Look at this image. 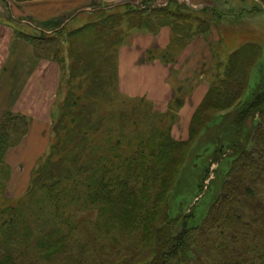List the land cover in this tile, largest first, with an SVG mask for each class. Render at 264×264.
<instances>
[{
  "label": "trees",
  "instance_id": "trees-1",
  "mask_svg": "<svg viewBox=\"0 0 264 264\" xmlns=\"http://www.w3.org/2000/svg\"><path fill=\"white\" fill-rule=\"evenodd\" d=\"M146 1L151 0H128L121 12L100 4L98 12H90L93 6L76 15L74 10L45 30L39 24L40 35L15 31L35 57L59 66L60 82L62 71L68 74L66 92L52 112L47 155L32 171L26 195L15 205L0 206V264H264V69L259 63V90L249 88L260 50L241 43L218 62L190 119L187 140L176 141L171 127L184 102L182 88L174 90L163 113L117 105L118 52L131 32L155 34L168 27L172 41L160 61L174 63L171 53L209 32L210 23L191 20L177 2L148 8ZM94 13L92 20L64 32L65 21ZM46 30L53 33L45 35ZM155 53L147 51V59L157 58ZM218 123L207 144L210 163L224 166L219 191L200 221L191 210L172 217L168 200L192 144ZM29 126L24 113L0 116V190L9 175L7 153ZM91 224L96 232L113 226L122 232L117 247L97 248L86 235L81 242L79 234Z\"/></svg>",
  "mask_w": 264,
  "mask_h": 264
},
{
  "label": "rangeland",
  "instance_id": "rangeland-1",
  "mask_svg": "<svg viewBox=\"0 0 264 264\" xmlns=\"http://www.w3.org/2000/svg\"><path fill=\"white\" fill-rule=\"evenodd\" d=\"M25 1L28 0H0V20H21L19 17H21L22 13L17 10V7L21 2ZM127 1L128 0H119L103 6L108 8L111 5L115 8L112 7L110 10L115 9L118 12H121L124 10L122 4ZM141 1L142 0H132L134 3ZM169 1L177 2L178 4L185 6L188 10H181L180 13L189 16L191 20L198 19L210 23L209 32H205L204 35L201 36L193 37L184 45V47H178L171 53L175 58V62H168L165 64L170 70L167 84L171 90L167 91L166 101L158 103L154 102V100L148 96L139 95L137 92L134 95L125 92L127 84L125 86L122 84L123 82H121L117 63L118 95L116 104H125L128 110H130L132 106H148L149 110L151 109L154 113H163L169 106L174 90L177 87H181L184 102L176 112V117L171 127V136L176 141H185L188 138L190 119L199 105L198 103L202 94H204V87L208 88V83L217 71L216 66L218 62L225 60V57H228V55L236 50L241 43H253L254 46L260 50L257 65H255L249 74V88L252 89L253 92L259 90L262 81L258 63L261 64L263 66L262 69H264V0H167L163 2L160 0H151L146 1L143 4V7L152 8L155 6H165ZM92 6L93 10H90V12H98V1L88 0L85 1L83 6L75 10V15L82 11H89ZM169 6L174 8L173 5ZM97 14L98 13H94L92 15L93 17L82 16L79 21H75L70 25L68 24V22H70L69 20L65 21L63 24L64 32L69 31L78 24L92 20ZM36 25L39 26V24ZM45 25H47L45 21L40 23L43 30L47 28ZM56 25L59 26L58 24H55V27H57ZM24 29L27 32L40 35L37 30L32 31L30 29L29 31V29ZM133 32H131L124 40L125 42L121 47L129 44L131 37L137 33ZM44 33L45 35H51L53 32L51 30H46ZM138 34L143 33L139 32ZM170 36L168 45L172 41L171 31ZM168 45L165 48L152 49L156 52L153 56L157 58L154 59L160 60V54L162 52H167ZM66 47L67 46H64V52L67 49ZM182 53L183 55L181 56ZM64 56L67 57V54L64 53ZM68 64V61H66L65 66L67 67ZM64 72L65 74L63 71L61 73V82L59 81V89L57 88L58 92L57 90L55 91V102H53L52 106V112L54 113L57 111L56 106L59 103V100L63 98L66 92L67 86L63 82L64 80H67V69L64 70ZM63 77H65V79ZM195 90L197 92L193 93ZM151 97L156 98L158 97V94L152 93ZM4 102L5 93L0 91V105ZM52 123L53 115L52 122L49 126L39 127L30 124L29 131L20 144L8 151L6 162L9 166V175L5 178L3 187L0 190V206L15 205L26 195L31 173L38 163H40V161L47 155L49 146L53 141V135L51 133ZM219 123L216 125L211 124L210 130L202 136V139L197 143L195 142L192 144L186 168L181 172L182 174L179 183L172 191L168 200L171 207L170 214L172 217H178V214L181 213L188 214L191 210L194 215H196L195 221H200L203 216V211L219 191L221 185L220 173L224 170V166L210 163L211 147L207 144L210 134L215 131V128L219 126ZM216 168L218 169L217 172H215ZM206 169L208 174L205 177ZM81 218H84L83 214H81L80 219ZM99 225L100 221H98V226ZM109 225L112 224L110 223ZM114 229L117 228L113 226L110 231H102L101 229V231L96 232L94 224H91L85 227L79 236L81 237V242L85 240L84 235L90 237L89 240L97 248L117 247L114 243L115 238L122 234V232ZM74 251L76 254L77 249H74ZM104 255L107 254L105 253ZM167 264L173 263L169 262Z\"/></svg>",
  "mask_w": 264,
  "mask_h": 264
},
{
  "label": "crops",
  "instance_id": "crops-1",
  "mask_svg": "<svg viewBox=\"0 0 264 264\" xmlns=\"http://www.w3.org/2000/svg\"><path fill=\"white\" fill-rule=\"evenodd\" d=\"M85 1L88 0H28L17 7L22 13L21 20H0V91L5 93L0 116L4 112H21L30 118L31 125L51 124L55 91L60 81L59 66L35 57L32 46L16 36L15 31L24 28L35 31L38 28L36 24L43 21L48 26L53 25L57 18L83 6ZM96 1L107 5L119 0ZM170 37V29L162 27L156 34L136 33L129 44L120 48L118 73L122 84H127L125 92L133 95L137 92L158 103L167 100V91H171L167 84L169 67L159 59L149 61L146 54L152 49L165 48ZM203 91L199 103L207 88L204 87ZM152 93L158 94V97H151Z\"/></svg>",
  "mask_w": 264,
  "mask_h": 264
}]
</instances>
